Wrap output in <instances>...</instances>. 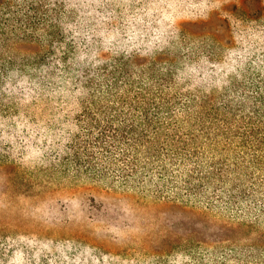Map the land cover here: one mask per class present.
Segmentation results:
<instances>
[{
	"label": "trees",
	"instance_id": "1",
	"mask_svg": "<svg viewBox=\"0 0 264 264\" xmlns=\"http://www.w3.org/2000/svg\"><path fill=\"white\" fill-rule=\"evenodd\" d=\"M102 1L105 10L109 0ZM224 8L240 21L264 27V0H238ZM87 9L64 0L50 5L0 0V166H26L27 153L42 154L39 168L48 169V178L54 169L60 181L86 180L94 187L106 181L105 193L119 182L133 190L148 184L167 195L139 201L138 233L117 253L133 254L136 248L160 257L180 251L197 264L210 263L195 254L197 246L226 249L220 259H211L213 264L240 254L235 247L243 242L244 249L264 253V228H259V220L264 224V66L257 65L259 58L248 57L244 46L236 57L242 67L222 91L215 93L212 84L204 91L208 85L189 82L187 74L182 79L173 69L161 71L158 56H109L114 44L124 50L127 43L116 41L112 29H95L83 19ZM67 10L69 21L63 23ZM210 19L186 21L181 37ZM223 29L228 47L239 51L229 29ZM260 47L264 51V38ZM102 49L109 54L102 55ZM43 145L54 152L53 162L41 153ZM195 198L256 217L219 221L209 209L195 206ZM59 239L30 244L21 236L0 237V264H91L94 246L100 258L118 255L78 239ZM260 254L245 253V263L264 264Z\"/></svg>",
	"mask_w": 264,
	"mask_h": 264
},
{
	"label": "rangeland",
	"instance_id": "2",
	"mask_svg": "<svg viewBox=\"0 0 264 264\" xmlns=\"http://www.w3.org/2000/svg\"><path fill=\"white\" fill-rule=\"evenodd\" d=\"M53 1L46 0L48 5ZM64 1L67 4L81 3L83 10L88 8V15L83 19L92 22L95 29L98 26L104 31L112 29L110 33L116 41L124 39L127 43L124 50L114 44L110 54L108 50L102 49V55L134 52L147 58L158 56L161 63L157 65L161 71L173 69L176 76L182 79L187 74L190 76L189 82L208 85L204 91L210 88L209 84L217 86L215 93L222 91L221 86L229 81L233 71L238 72L242 67L239 64L242 62H237L236 57L242 53L244 46L248 49V57L259 58L257 65L264 66V51L260 47L264 27H258L250 19L240 21L224 8L238 0H109L105 10L101 7L102 0ZM214 11L216 14H213ZM206 14L208 16L205 17ZM69 15L68 10L62 15L63 23H68ZM209 15L211 19L206 26L198 25L195 30L181 37L180 28L187 24L186 21L197 19L200 22L207 20ZM223 27L229 29L239 51L228 47L231 40L224 34ZM251 44L257 46L251 48ZM45 121L50 123L47 118ZM45 133V138L49 140V131ZM28 135L35 137L32 131ZM21 147H16V151H21ZM42 148L41 153L46 152L47 161L53 162L54 152L46 148V145ZM27 154L29 158L24 161L28 162L23 163L26 166H14L12 163L0 166V237L16 240L21 236L30 244L50 237L55 241L61 238L72 243L78 239V243L110 248L113 254H118L113 255L115 257L100 258L94 246L91 250L95 253L88 257L91 264H197L193 256L188 258L180 251L160 257L136 248H131L133 254L117 253L121 247H125V243L130 242L129 235H136V231L138 233L139 228L135 223L139 220V201L151 203L158 197L167 196L158 195L155 187L147 184L133 190L116 182L111 186L115 191L105 193L104 188L108 185L106 181H101L95 187L86 180L60 181L54 169L50 171L53 176L48 178V169L39 168L43 161L42 154ZM180 195L186 197L187 194L182 192ZM192 202L195 206L209 209L219 221L234 223L255 219L254 212L239 215L223 202L209 204L196 198ZM259 222V228H264L261 220ZM242 244L244 242L235 247L236 252L241 253L228 255L226 264H246L245 253H251L252 256L260 254L253 248L244 249ZM220 248L197 246L194 252L213 264L211 259L218 260L220 254L226 252V249ZM138 253L140 255L135 257Z\"/></svg>",
	"mask_w": 264,
	"mask_h": 264
}]
</instances>
